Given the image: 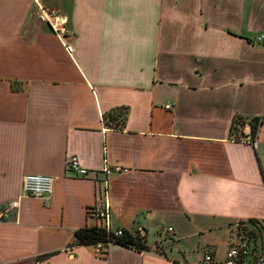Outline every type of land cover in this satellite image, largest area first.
I'll return each instance as SVG.
<instances>
[{
	"label": "crops",
	"instance_id": "obj_1",
	"mask_svg": "<svg viewBox=\"0 0 264 264\" xmlns=\"http://www.w3.org/2000/svg\"><path fill=\"white\" fill-rule=\"evenodd\" d=\"M40 1L68 17L75 51L33 0H0V206L20 201L0 220V264L223 261L235 222L264 221V0ZM237 116L243 137L260 118L257 146L233 136ZM106 165L122 168L111 227L149 250L74 243L98 225ZM27 174L52 191L24 195Z\"/></svg>",
	"mask_w": 264,
	"mask_h": 264
},
{
	"label": "built area",
	"instance_id": "obj_2",
	"mask_svg": "<svg viewBox=\"0 0 264 264\" xmlns=\"http://www.w3.org/2000/svg\"><path fill=\"white\" fill-rule=\"evenodd\" d=\"M34 1V13L38 20L50 27L54 34L60 39L68 54L72 55L75 51L73 35L68 28V17L56 9L47 8L40 0ZM257 41L264 43V34L257 36ZM170 108V105H166ZM247 124V123H246ZM245 124V125H246ZM243 140L257 146V138L252 133L242 137ZM67 170L75 173L79 177L88 175L89 170L81 166L76 156H70L66 162ZM121 171L117 166L111 168L106 165L103 168L104 176L98 180L97 201L88 208L89 216L98 220V225L113 230L116 234H122L123 229H113L110 222V202H109V182L108 177L112 171ZM53 188V178L43 174H27L23 177L24 195L35 198H43L48 195ZM19 199L4 203L0 206V220H4L12 208L19 207ZM264 230V221H237L232 225V234L229 241V247L226 257L223 261L215 263L213 256L209 251H205L204 264H264V247L260 249L258 238ZM169 234L173 233V228L167 229ZM165 242L169 243L167 239ZM165 242L160 243V247L165 246ZM97 251L105 252L103 243H97Z\"/></svg>",
	"mask_w": 264,
	"mask_h": 264
},
{
	"label": "trees",
	"instance_id": "obj_3",
	"mask_svg": "<svg viewBox=\"0 0 264 264\" xmlns=\"http://www.w3.org/2000/svg\"><path fill=\"white\" fill-rule=\"evenodd\" d=\"M260 121V118H253L249 121L252 126V134L255 136L260 126ZM247 122L248 120L241 116H237L234 119L232 134L235 138L239 139L243 137L242 129ZM122 229V234H116L113 230H107L99 225L80 228L74 233V243L79 245H96L97 243H103L105 247L111 243H118L133 247L139 251L150 249L145 236L133 234L125 228Z\"/></svg>",
	"mask_w": 264,
	"mask_h": 264
},
{
	"label": "rangeland",
	"instance_id": "obj_4",
	"mask_svg": "<svg viewBox=\"0 0 264 264\" xmlns=\"http://www.w3.org/2000/svg\"><path fill=\"white\" fill-rule=\"evenodd\" d=\"M258 242H259L260 249H262L264 247V230L259 235ZM159 245H160V243H159ZM159 245H157V248H161V249L164 248V247H160Z\"/></svg>",
	"mask_w": 264,
	"mask_h": 264
}]
</instances>
